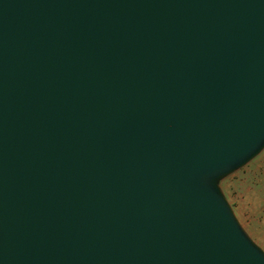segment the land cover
Here are the masks:
<instances>
[{"label":"water","instance_id":"water-1","mask_svg":"<svg viewBox=\"0 0 264 264\" xmlns=\"http://www.w3.org/2000/svg\"><path fill=\"white\" fill-rule=\"evenodd\" d=\"M263 142L264 0H0V264H264Z\"/></svg>","mask_w":264,"mask_h":264},{"label":"rangeland","instance_id":"rangeland-1","mask_svg":"<svg viewBox=\"0 0 264 264\" xmlns=\"http://www.w3.org/2000/svg\"><path fill=\"white\" fill-rule=\"evenodd\" d=\"M234 220L264 257V142L245 163L217 181Z\"/></svg>","mask_w":264,"mask_h":264}]
</instances>
